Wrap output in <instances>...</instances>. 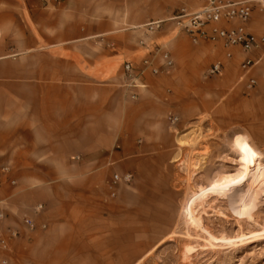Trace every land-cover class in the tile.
Here are the masks:
<instances>
[{
    "label": "crops",
    "instance_id": "1",
    "mask_svg": "<svg viewBox=\"0 0 264 264\" xmlns=\"http://www.w3.org/2000/svg\"><path fill=\"white\" fill-rule=\"evenodd\" d=\"M247 1V28L264 35V0ZM200 5L0 0V232H18L0 248V260L79 259L76 249L92 245L96 216L129 213L160 192L164 168L198 127L264 146V57L252 52L258 62L244 71L238 48L194 44L168 21L180 7ZM155 21L163 23L147 31ZM163 51L172 67L157 74L146 68L136 78L144 59L163 70ZM216 62L220 73L208 74ZM126 173L129 183L112 186L114 174ZM24 218L37 228L29 230Z\"/></svg>",
    "mask_w": 264,
    "mask_h": 264
},
{
    "label": "rangeland",
    "instance_id": "2",
    "mask_svg": "<svg viewBox=\"0 0 264 264\" xmlns=\"http://www.w3.org/2000/svg\"><path fill=\"white\" fill-rule=\"evenodd\" d=\"M232 135L196 128L163 189L129 213L98 212L92 245L61 264H264V146Z\"/></svg>",
    "mask_w": 264,
    "mask_h": 264
},
{
    "label": "built area",
    "instance_id": "3",
    "mask_svg": "<svg viewBox=\"0 0 264 264\" xmlns=\"http://www.w3.org/2000/svg\"><path fill=\"white\" fill-rule=\"evenodd\" d=\"M201 5L196 9H190L186 6H182L178 9L176 14L168 18V21L183 34L187 35L190 41L197 44L201 41L207 42H219L226 50L231 48H238L243 54L244 59L240 63V67L244 71L250 70L258 60L251 57L252 52H260L264 57V35H257L251 32L247 28V23L250 19L252 6L251 2L247 0H200ZM163 21H155L146 24L147 31H153L158 29ZM159 52V49L156 50ZM228 57L230 53L226 54ZM163 60L164 69L159 70L153 66V62L150 59H144L142 61L144 69L137 72L135 75H141L146 68L150 69L153 74L168 71L173 61L167 51L160 53ZM123 68L125 72L131 74L132 66L129 63H124ZM221 65L219 62L214 63L208 68L207 72L210 75H216L220 73ZM249 87L255 85L253 78L249 79ZM134 98V95L132 96ZM168 120L172 123L177 121L176 117H169ZM6 167L1 168L2 172L7 171ZM132 180V175L129 173L114 174L111 179V184L116 185L118 183H129ZM14 183V181H11ZM113 195V194H112ZM35 211L38 212L43 209L42 204L35 206ZM5 212L0 205V222L4 219ZM24 225L29 230H35L36 224L31 218L23 219ZM42 229L46 228L45 224H41ZM18 232L12 228H8L6 233L0 232V248L6 249L10 239L16 238ZM0 264H7V261L2 259Z\"/></svg>",
    "mask_w": 264,
    "mask_h": 264
},
{
    "label": "bare ground",
    "instance_id": "4",
    "mask_svg": "<svg viewBox=\"0 0 264 264\" xmlns=\"http://www.w3.org/2000/svg\"><path fill=\"white\" fill-rule=\"evenodd\" d=\"M259 1H260V0H259ZM248 156H249V155H248ZM249 157H250V156H249ZM249 157L246 156L245 158H248V159H249ZM250 160H251L252 163L258 164V160H257V159H255V158L252 157V158H250ZM259 164H260V163H259Z\"/></svg>",
    "mask_w": 264,
    "mask_h": 264
}]
</instances>
